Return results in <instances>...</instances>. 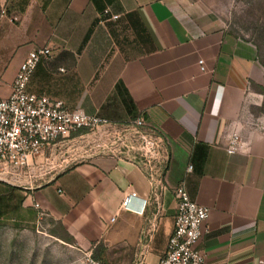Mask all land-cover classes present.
Listing matches in <instances>:
<instances>
[{"label": "crops", "instance_id": "crops-1", "mask_svg": "<svg viewBox=\"0 0 264 264\" xmlns=\"http://www.w3.org/2000/svg\"><path fill=\"white\" fill-rule=\"evenodd\" d=\"M1 9L0 97L26 53L47 47L29 91L112 123L143 116L163 136L167 157L154 181L133 161L91 153L41 184L19 186L25 201L94 258L157 264L173 229V190L183 182L189 198L209 208L197 242L202 264H264V129L238 125L246 90L262 82L253 43L201 0H0ZM232 131L241 144L228 154ZM60 144L35 162L61 155ZM154 187L156 202L140 214Z\"/></svg>", "mask_w": 264, "mask_h": 264}, {"label": "built area", "instance_id": "built-area-1", "mask_svg": "<svg viewBox=\"0 0 264 264\" xmlns=\"http://www.w3.org/2000/svg\"><path fill=\"white\" fill-rule=\"evenodd\" d=\"M0 13L3 14L4 10L1 9ZM112 18H117V15ZM49 55L47 47L29 50L19 64L8 96L0 97V176L25 174L31 170L34 157L45 148L68 140L73 135H87L99 139L96 145L107 148L109 154L140 165L151 180L160 178L167 160L164 139L160 133L146 126L143 116L123 124L112 123L87 114L80 108H69L60 99L27 89L34 68ZM198 65L200 71L206 70L203 60H198ZM240 144L238 131H232L226 152H236ZM153 189L151 199L144 200L137 209L140 214L144 213L148 204L156 202V187ZM173 192V229L157 264H202L205 254L197 248V242L209 208L191 200L183 182ZM131 196H135L133 192L124 197L121 203L123 208H130ZM87 263L105 264L94 258L91 252L87 256Z\"/></svg>", "mask_w": 264, "mask_h": 264}, {"label": "rangeland", "instance_id": "rangeland-1", "mask_svg": "<svg viewBox=\"0 0 264 264\" xmlns=\"http://www.w3.org/2000/svg\"><path fill=\"white\" fill-rule=\"evenodd\" d=\"M201 1L224 27L256 46L262 82H252L246 90L238 125L264 129V0ZM73 136L57 146V153L63 149L61 155H53L48 162L33 159V166L39 167L21 174L20 179L0 176V182L11 184L10 188L0 185V264H88V250L80 249L60 222L33 200L25 201L28 190L19 188L41 184L54 172L91 153L109 154L107 148L96 145V137Z\"/></svg>", "mask_w": 264, "mask_h": 264}, {"label": "trees", "instance_id": "trees-1", "mask_svg": "<svg viewBox=\"0 0 264 264\" xmlns=\"http://www.w3.org/2000/svg\"><path fill=\"white\" fill-rule=\"evenodd\" d=\"M262 92H264V90L262 91ZM0 185L1 186H4V185H6L8 188H10L11 186H8L7 184H4V183H2V182H0ZM22 198H20L18 201H20ZM93 257H94V255H93ZM96 258V257H95ZM96 259H98V258H96Z\"/></svg>", "mask_w": 264, "mask_h": 264}]
</instances>
